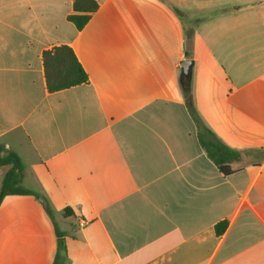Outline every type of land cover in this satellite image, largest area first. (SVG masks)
<instances>
[{
  "label": "crops",
  "instance_id": "crops-1",
  "mask_svg": "<svg viewBox=\"0 0 264 264\" xmlns=\"http://www.w3.org/2000/svg\"><path fill=\"white\" fill-rule=\"evenodd\" d=\"M74 1L0 0V145L35 193L0 204V264H54L56 228L64 264H264V0H96L82 30ZM62 45L89 79L51 92Z\"/></svg>",
  "mask_w": 264,
  "mask_h": 264
},
{
  "label": "trees",
  "instance_id": "trees-1",
  "mask_svg": "<svg viewBox=\"0 0 264 264\" xmlns=\"http://www.w3.org/2000/svg\"><path fill=\"white\" fill-rule=\"evenodd\" d=\"M99 4L96 0H75L73 13L68 19L74 23L78 30H82L90 21L92 15L98 10ZM190 57L189 53H186ZM44 65L48 89L51 92L63 90L88 82V75L71 47L62 45L44 52ZM181 85L184 97L190 110L192 118L196 122L199 131L200 143L208 157L218 166L224 174H230L233 170L231 164L238 160L242 153L229 148L217 136L208 129L198 117L193 107L191 89V76L181 77ZM10 165L6 172L0 188V204L8 195H33L32 190L23 185L24 166L20 158L13 152L6 150L0 145V166ZM65 215H72L71 209H65ZM227 227L224 221L216 226L218 234H222ZM58 237V251L54 264H64L63 253L65 242L63 233L56 228Z\"/></svg>",
  "mask_w": 264,
  "mask_h": 264
},
{
  "label": "water",
  "instance_id": "water-1",
  "mask_svg": "<svg viewBox=\"0 0 264 264\" xmlns=\"http://www.w3.org/2000/svg\"><path fill=\"white\" fill-rule=\"evenodd\" d=\"M192 66L193 61L192 60H184L181 64L182 69V76L190 77L192 73Z\"/></svg>",
  "mask_w": 264,
  "mask_h": 264
}]
</instances>
